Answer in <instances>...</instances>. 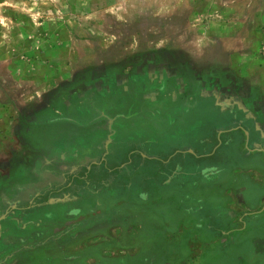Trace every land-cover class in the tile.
I'll use <instances>...</instances> for the list:
<instances>
[{
    "label": "rangeland",
    "instance_id": "1",
    "mask_svg": "<svg viewBox=\"0 0 264 264\" xmlns=\"http://www.w3.org/2000/svg\"><path fill=\"white\" fill-rule=\"evenodd\" d=\"M251 4L0 0V162L25 151L20 125L27 126L39 112L60 105L69 95L76 101L86 90H99L103 96L118 93L127 83L134 94L150 92L140 109L157 111L151 116L160 123L152 127L154 118L142 119L147 128L145 124L141 131H128V137L142 134L143 143L138 139L141 144L132 148L163 158L149 165L148 175L166 172L161 182L166 192L148 193L143 224L131 225L129 233L116 226L113 236H85L78 251H70L77 259L65 257L61 236H53L51 264H264V161L255 162L258 173H241L237 164L242 162L233 160L228 175L205 182L209 158L193 162L188 152L176 155L212 132L216 113L200 118L194 111L189 119L195 129L187 138L183 130L189 122L176 125L171 110L188 96L178 90L198 96L221 86L237 97L247 119L257 126L263 123L264 64L259 58L264 57V22L249 10ZM149 137L157 146H147ZM213 164L221 168L220 161ZM173 170L184 174L170 180ZM207 184L215 185L213 190L200 189ZM17 243L16 250L27 246ZM27 244L33 249L36 243ZM39 245L37 253L29 251L37 262L28 259L26 264H50L43 257L46 247Z\"/></svg>",
    "mask_w": 264,
    "mask_h": 264
},
{
    "label": "crops",
    "instance_id": "2",
    "mask_svg": "<svg viewBox=\"0 0 264 264\" xmlns=\"http://www.w3.org/2000/svg\"><path fill=\"white\" fill-rule=\"evenodd\" d=\"M254 9L255 12L252 11ZM249 10L264 22V0H252ZM259 63L264 64V57L259 58ZM148 95L150 92L144 91L137 96L147 101ZM71 97L69 95L67 100H62L60 105L52 104L49 111H45L47 114H53L48 115L47 119L44 116L43 121H30L26 123L27 126L20 125L18 135L24 141L25 151H18L9 156L8 160L0 162V264H26L28 259H33L32 251L37 253L40 249L39 244L46 247L43 257L51 264L49 255L52 254L53 236H61L65 257L77 259L78 254L70 251L75 249L77 252L85 236H100L102 232L113 236L112 231L117 228L116 226L129 233L131 225L143 224L142 214L146 212L143 209L148 206V193L166 192L164 190L167 188L162 187L157 173L150 172L148 175L149 165L160 164L162 162L160 159L163 158L156 153L143 150L142 147L132 148L135 144L143 143L141 132H138L136 137H128L130 128L141 131L145 124L146 128L149 126L147 122L142 124L143 120L147 121L152 117L157 122L158 117H153L151 115L154 113L149 114L147 110L140 109L141 104L136 105L125 113L128 117L112 120L110 125L113 126L114 133L107 139L104 119L99 117L100 111L105 110L85 106L83 100L70 104ZM213 111L216 113L218 110ZM155 113L154 115H158L157 111ZM221 117L219 115V118ZM178 122L177 116L176 125ZM158 123L150 125L157 127ZM223 123L217 122L211 133L191 143L188 149V158L191 161L196 162L194 159H203L207 153H212V145L217 144V139L220 141L221 137L226 139L229 136L237 137L240 144L251 140V130L247 125L239 131L227 133L229 124ZM232 125L230 126L236 127L237 124ZM262 126L264 129V121ZM179 127L177 126L174 131L178 133ZM194 129L193 122L183 132L188 138V134L193 136ZM153 132L161 136V132L154 130ZM157 134L155 137L158 139ZM172 137L174 138V133ZM105 140L107 149L110 145L113 150V153L108 152V158L94 156L93 152L87 155L92 148L104 144ZM146 143L147 146H157V140L153 141L150 137ZM182 150L178 151L177 158H180L181 155L178 154L182 153ZM245 160L249 163L245 165L243 172L240 169L241 173L251 171L258 173L259 169L253 167L251 163L264 161V152L249 154ZM187 161L189 162L186 159L185 163ZM91 162L96 166L90 167ZM130 162L133 164L131 167ZM125 166L128 170L126 168L120 170ZM214 186L207 184L199 187L211 191ZM56 187L64 189L57 194ZM38 193L46 195L49 193L48 197L45 196L47 200H44V204L39 208H35L34 204L27 207L26 204L38 199ZM218 223L221 225L220 221ZM67 236L75 237L67 239ZM16 242L18 245L26 243L27 246L16 250ZM27 243L36 244L31 249ZM34 261L37 262L35 258Z\"/></svg>",
    "mask_w": 264,
    "mask_h": 264
},
{
    "label": "flooded vegetation",
    "instance_id": "3",
    "mask_svg": "<svg viewBox=\"0 0 264 264\" xmlns=\"http://www.w3.org/2000/svg\"><path fill=\"white\" fill-rule=\"evenodd\" d=\"M126 80L127 78L125 79V81ZM117 83L118 85L120 84L119 82ZM203 87H205V85H203ZM117 91L118 93H116L115 91H112V94H111V91H110L108 95L104 94L102 96L99 90L97 91L92 90L91 92H88V93H86L87 92L86 90L85 93L75 96V100L76 101L83 100L82 102L84 103L83 105L85 106H90L97 110L98 109L105 110L104 112L100 111L99 117L101 119H104V122L107 128L106 133H105L107 139L109 136H111L114 133L113 126L110 125L113 119L115 118L123 119L125 117H128L125 115L126 112L132 109V107L136 105H140L142 102H146V101L141 100L142 97L140 98L139 96H137V94H134V92L136 91L132 88L131 85L127 83H125L123 87H120L119 89H117ZM186 91L188 95L187 98H184L185 100H180L175 107L176 109H173V108L171 109L173 115L175 116V120L177 119V116H178V118L180 119L179 122L183 121L184 123L188 121L190 124L191 119L189 118L194 117L195 115L194 111L197 110V112H199V115H202L200 116V118H203V114L204 115L209 114L214 109H217L218 111L216 113L218 114V116L216 114V116L214 117L217 118V122H224L223 124H229V130H227L228 131L227 133H230L235 130L239 131L242 127L246 125L251 130V135H252L251 140L250 139H249L250 141L246 140V143H244V150L248 153H246L244 150L240 148L241 146L240 141H239V138L237 137L229 136L227 139L221 137L220 141L219 139H217L218 140L217 144L212 145L213 146L212 153L210 152L205 155L206 158H209V162L212 163V165L209 167V170L207 171V174L205 175L206 177L205 182L208 179L211 180V177L215 175H216V178H217V175L219 174L221 177L228 175L231 169V165L230 167L228 165L230 164L231 161L233 164V160L234 162H236L235 164H237V162L239 161L242 162V165L238 163L237 166L240 165V167L238 168L242 169V172H243L244 166L249 163V162L246 163L247 161L245 160L247 159V156H249V154L264 152V129L262 126V122L260 126H257L258 124L257 122H255L252 119H247L246 116L248 114L243 110L242 107H239V105L236 103L238 102L237 97H235L234 94L231 93L227 88L223 89L221 86L220 87L215 86L213 87V89L209 91L208 89H206V92L198 96L196 94L189 96L191 95L190 94L191 92H189L186 89H182V91L178 90L177 92L186 93ZM133 97L134 99H132ZM76 101L70 102V104H74L76 103ZM68 103L69 102H67L66 104L68 105ZM48 111L49 110H47V112ZM177 112L179 113V115H177ZM48 115L52 116L53 114L52 113L47 114L46 112H44L43 114H38L35 118H33L34 120L32 122H35L37 120L38 122L43 121L45 119L42 120V118L44 116H45L44 118H46ZM219 115H221L222 117L219 118ZM40 118L41 120H39ZM56 118H61V116H56ZM232 124L234 125L237 124V125L236 127H231L230 125ZM106 140L104 144H102L101 146L92 148V150L87 155L93 152L92 155L94 156L99 155L100 158H103V157L108 158L107 156L109 154L108 152L110 151L113 153V150H112V146L110 148V145H109V148L107 149V144H105L107 143ZM188 149H189L188 147H185L183 149L184 150L183 152H188ZM160 160L163 161V159H160ZM215 160L220 161L221 168H217L220 166L213 164ZM90 165H91L90 167L96 166L92 162ZM132 165L133 164L130 162L129 166L131 167ZM251 165L253 167H257L256 164L251 163ZM124 168H126V166L121 167L120 170ZM165 173L166 172L161 171L160 174H158V179H160L159 181L162 182V177ZM183 174H184L183 172L178 173V171L173 170L171 176H169V179L172 180L174 177L178 175L182 177ZM249 188L254 189V186L249 187ZM56 189H57L56 193L59 194L60 192L63 191L64 188L56 187ZM53 191L54 189L52 190V192ZM48 195L49 193H47V195L38 193L37 194L38 199L33 200L29 202L28 204H26L27 207H30L31 204H34L35 208H39L41 205L44 204V200H47ZM223 217H227V216L223 215Z\"/></svg>",
    "mask_w": 264,
    "mask_h": 264
}]
</instances>
